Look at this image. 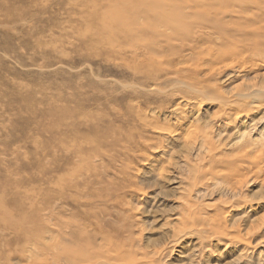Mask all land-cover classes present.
I'll use <instances>...</instances> for the list:
<instances>
[{"label": "rangeland", "instance_id": "obj_1", "mask_svg": "<svg viewBox=\"0 0 264 264\" xmlns=\"http://www.w3.org/2000/svg\"><path fill=\"white\" fill-rule=\"evenodd\" d=\"M185 2L0 0V264H264V0Z\"/></svg>", "mask_w": 264, "mask_h": 264}, {"label": "bare ground", "instance_id": "obj_2", "mask_svg": "<svg viewBox=\"0 0 264 264\" xmlns=\"http://www.w3.org/2000/svg\"><path fill=\"white\" fill-rule=\"evenodd\" d=\"M144 1V3L146 4V8L144 9V10H141V11H143V14H148V13H150V12H152L153 10H152V6H156V7H159V8H164V6L165 5H168V0H143ZM186 2H185V4L187 5V6H189L190 7V9H191V12H193V11H196V10H200L201 9V7H199V6H195V5H198V2H197V0H185ZM154 3H157V4H154ZM135 9V7H133V5H132V12H136V10H134ZM173 11H174V13L175 14H180V16H177V17H171L172 16V14L170 13V14H168L167 16H163V22L166 24V25H168V26H170L173 30H179L178 29V25L176 24L177 22H179V21H181V20H185V19H187L188 17H189V15H185L179 8H178V6H176V7H174L173 8ZM133 17H134V15H133ZM174 20H176V23H175V21ZM187 34H189L188 32H186ZM201 87V86H200ZM203 92V90L201 91V93ZM261 92V91H260ZM200 93V94H201ZM212 93H213V91H212ZM198 94V93H197ZM240 95V94H239ZM244 95V94H243ZM260 96V95H259ZM218 97H220V96H218ZM226 97V96H225ZM239 97V96H238ZM248 97V96H247ZM221 98V97H220ZM220 98H218V99H220ZM259 98V97H258ZM255 99V100H253V101H251V102H248V101H245L244 99H240L241 100V102H236V98L235 99H233V98H223V99H221V100H218V101H220V102H218L219 104H222V106L223 105H226V106H229V108L231 109V107H235V106H239V110L240 111H244V112H248L249 110H251V108L253 109H262V108H264V101H262L261 99ZM214 99V98H213ZM251 100V99H250ZM224 107V106H223ZM198 108V107H197ZM232 108V109H233ZM227 109H228V107H227ZM231 109V110H232ZM230 111V110H229ZM253 111V110H252ZM240 114V113H239ZM262 143V142H261ZM259 145V144H258ZM260 146V145H259ZM262 146H264V144H262ZM251 148V147H250ZM253 148V147H252ZM261 149V152L260 153H264V148H263V150H262V147L260 148ZM260 149H259V151H260ZM256 150V149H255ZM243 151V150H242ZM246 152L244 151V154H245ZM247 155V154H246ZM255 155H257V154H255ZM258 155H259V153H258ZM248 156V155H247ZM262 156H264V155H262ZM255 158H257L256 156H254ZM210 158V157H209ZM264 158V157H263ZM208 159V158H207ZM210 159H212V158H210ZM209 159V161H211ZM254 159V158H253ZM252 159V160H253ZM261 159H262V157H261ZM224 160V159H223ZM255 161L254 162H256V161H259V160H256V159H254ZM237 161V160H236ZM241 162V160H239V161H237L236 163H235V165L236 166H239V163ZM211 222V221H210ZM212 224H214V223H212ZM214 227V226H213ZM215 227H216V225H215ZM204 228V227H203ZM207 228V227H206ZM215 229V228H214ZM213 229V230H214ZM215 231V230H214ZM218 231V230H217ZM219 232V231H218ZM217 232V233H218ZM72 233V232H71ZM204 233V232H203ZM216 233V234H217ZM222 232H220V234H221ZM187 234V233H186ZM216 237V236H215ZM222 237V236H221ZM224 237V236H223ZM227 237V236H226ZM231 237V236H230ZM217 238V237H216ZM219 238V237H218ZM228 238V237H227ZM236 238V237H235ZM230 239V238H229ZM261 239H263V238H261ZM103 240H104V238H103ZM179 241V240H178ZM234 241V240H233ZM237 241V240H236ZM83 243H84V241H83ZM104 243V242H103ZM103 243H101V244H103ZM110 242L108 241V243L107 244H109ZM113 243V242H112ZM258 243V242H257ZM256 243V244H257ZM105 244H106V242H105ZM258 244H260V249H259V258L261 259V257H262V259H264V239L263 240H261V241H259V243ZM95 245V243L93 244H88L81 252H80V254H79V256L77 257L78 259L79 258H81V259H87V255L89 254V253H94L93 251H96V248H97V246L95 247L94 246ZM110 245V248L112 247L111 246V244H109ZM125 247H126V245H125ZM259 247V246H258ZM109 248V250H111ZM99 251V250H98ZM106 251H108V249H106ZM129 251H131L130 249H129ZM113 254L114 255H116V256H118L119 258H121V259H123L124 261H118V260H115V258L113 257L114 255H109V254H112V253H110V252H108V253H104V256H103V259L100 261V262H95V263H93V262H90V261H88V263L87 262H85V264H153V262L151 261L150 263L149 262H147V263H142V261L143 260H145V259H143L142 257H141V259H140V257L139 258H135L134 256L136 255V253H133V251H132V253L131 252H127V251H125V249H121V247L119 248V250H118V247L117 246H114V248H113ZM139 252V251H138ZM155 254V253H154ZM153 254V255H154ZM75 255V254H74ZM82 257H84V258H82ZM154 257V256H153ZM148 258V257H147ZM61 259H64V258H60V261H61ZM143 259V260H142ZM152 259V258H151ZM57 260V259H56ZM148 261H150L149 259H148ZM56 262V261H55ZM63 262V261H62ZM66 262H67V260H66ZM65 262V263H66ZM69 262V261H68ZM82 262V261H81ZM145 262H146V260H145ZM82 263H84V261L82 262ZM68 264V263H67ZM70 264V263H69ZM72 264V263H71ZM81 264V263H80Z\"/></svg>", "mask_w": 264, "mask_h": 264}]
</instances>
